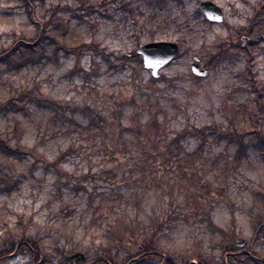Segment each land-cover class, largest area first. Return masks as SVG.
Returning a JSON list of instances; mask_svg holds the SVG:
<instances>
[{"label":"rangeland","instance_id":"obj_1","mask_svg":"<svg viewBox=\"0 0 264 264\" xmlns=\"http://www.w3.org/2000/svg\"><path fill=\"white\" fill-rule=\"evenodd\" d=\"M88 1L96 8H80V0H46L43 6L36 0L39 23L58 3L75 7L55 17L52 33L64 45L88 44L79 55L38 37L21 0H0V52L24 42L0 62V103L22 89L42 95L40 101L15 99L17 110L0 106L3 138L35 150L7 153L0 142V240L10 229L28 232L45 237L40 240L48 253L37 264H59L75 253L51 255L65 242L89 249L84 261L94 264L95 251L109 244L116 245L117 258L126 257L143 241L144 227L150 236L156 231L160 254L177 263L196 249L209 264H222L219 227L237 235L239 253L252 247L264 256V232L254 239L256 218L264 213V158L257 142L246 137L247 150L238 159V145L227 140L210 137L200 146L199 137L187 135L173 141L182 130L215 122L239 130L251 126L254 103L246 76L251 64L264 82V40L249 48L234 42L247 31L257 0H234L230 27L193 17L188 29L183 23L192 15L191 1L185 14L150 6L126 14L113 5L99 9L102 0ZM253 26V34L264 33V21ZM153 36L185 37L186 43L157 79L141 58L123 57ZM194 53L209 68L207 76L192 72ZM48 97L58 104L48 106ZM88 106L93 115L83 110ZM59 158L60 173L46 165ZM123 222L138 226L139 241L129 230L120 241L115 228ZM29 263L16 253L0 262Z\"/></svg>","mask_w":264,"mask_h":264},{"label":"trees","instance_id":"obj_2","mask_svg":"<svg viewBox=\"0 0 264 264\" xmlns=\"http://www.w3.org/2000/svg\"><path fill=\"white\" fill-rule=\"evenodd\" d=\"M21 1L25 5L30 19L34 23H36L38 27V37L51 38L56 44L60 45L61 47H65L68 54L81 55L82 51L89 47V45L86 43L81 44L80 46H68L61 44L62 42L57 38L55 34L52 33L55 17L63 11L75 12V7L73 5L68 3L61 5L58 3L56 6L52 7L48 18L44 19V16L46 15L44 14L43 21L39 23L36 19L38 8L36 0ZM39 2L40 5L43 6L46 0H39ZM79 7L86 10H92V8H96L94 4H89L88 0H80ZM50 26L51 28H49ZM55 29L58 32V29ZM23 45L24 42L22 40H17L9 47L4 48L0 52V62L7 60ZM25 45H27L28 47L31 46V44L27 43H25ZM127 56L128 55H124V59L128 60ZM134 56L138 57V54L134 52L133 57ZM248 73L249 74L246 76L247 85L250 87L254 103V106L251 108L252 110L249 112V120L251 124L249 128H244L242 130H239L237 128L231 129V127L228 125L215 122L214 124L202 127L195 126L193 130H182L177 134L176 137H174L173 141L178 143L183 138H186L187 135L199 137L201 139L200 146H203L204 142H206V140L210 137H214L215 139L220 141L227 140L229 144L234 143L238 145L237 157L238 159H240L243 153H245L247 150L246 137H251L252 140H255L257 142L259 151L264 158V82L259 79L258 74L253 70L251 64L248 67ZM23 98H30L36 101H40L42 95L40 91L36 93V90L33 89H22L18 91L16 95L10 97L7 103H0V106L3 107L6 104L8 105V107H13V109L17 110L19 108L14 100ZM44 103H46L48 106H55L56 104H58V102L54 98L49 97L45 99ZM65 108H68L72 111H74L75 109H79L78 106L72 105L65 106ZM83 110L89 112L92 115L94 114V110L90 106L83 108ZM0 142L2 144V147L4 148V151H6L7 153H17L21 151L23 154L32 153L33 155H35V150L25 151L19 141H17L15 145H11L8 139L3 138L1 134ZM60 162L61 158L53 162H47L46 165L48 167L54 168V170H57L60 173V170H62L60 168ZM58 179L61 180L62 176L59 175ZM259 194L264 197L263 190L260 191ZM20 224H22V222H20ZM143 228V241L138 242L136 244V249L130 250L126 257L122 259L117 258L119 251L116 250V245L109 244L108 246L101 247L95 251V256L92 260L94 264H150L151 262H155L156 259H159L161 261V264H209L206 255L200 250L196 251V249H193L191 252H189L187 258L184 261L178 263L170 254H160V250H158L155 244L156 231H153V234L150 236L147 233H144ZM254 228V239H256V237H258L260 233L264 232V213H260L258 215ZM217 229L224 233V241L220 243L222 249V264H234L236 260H240L244 264L251 260H253L256 264H264V256L261 252L251 247L249 248L250 251L248 253H239L240 250L236 242L237 235L234 234V232L225 233V231L219 227H217ZM128 230L135 237V241H139V233L137 232L138 226L129 222H123L120 226L115 228L116 235L120 239V241L124 240V235ZM42 238H39V236L31 235L28 232H23L20 234L15 229L8 230L7 234H5L0 240V262L5 260L11 254L16 253L27 256L30 260L29 264H37V261L44 258L48 253L44 242L40 240ZM57 247V250L54 253H51V255L59 259L71 252L76 251H83L86 257H89L91 253L89 249L81 248L78 245H73L68 248L66 242L61 243V245L58 244ZM193 260H196V263H193Z\"/></svg>","mask_w":264,"mask_h":264},{"label":"flooded vegetation","instance_id":"obj_3","mask_svg":"<svg viewBox=\"0 0 264 264\" xmlns=\"http://www.w3.org/2000/svg\"><path fill=\"white\" fill-rule=\"evenodd\" d=\"M189 1L193 2L194 9L191 12L192 15L188 16L186 18V21L183 23L185 29H188L190 27L189 22L193 17L195 21L200 22L201 20L203 24H206L208 26L216 24H226L230 27L227 20L228 10L232 8L235 2L234 0H102V2L99 4V9L106 10L109 6L113 5L115 7H118V9L121 10L122 13L134 14L135 12L141 11L144 6L153 7L160 12L169 11L171 8L173 9L175 7L181 10L183 14H185L184 11ZM255 4H252L253 11L251 16L249 17V21L251 24H248L247 29H245L247 31L245 33H242L237 41L234 42L235 46H240L241 48H249L251 45L264 40V33L259 32L256 35L252 33L254 27L253 25L258 23L261 24L264 21V0H257V3ZM137 18H131L132 24L136 23ZM164 24H166V22H164ZM156 41L176 42L180 47V52L186 44L185 37H179L175 40H170L167 38L153 36L149 41L143 43L142 45ZM196 54L198 53H194L193 57ZM129 56H132V53H129ZM201 60L202 57L200 56V67L208 68L206 66H201Z\"/></svg>","mask_w":264,"mask_h":264},{"label":"water","instance_id":"obj_4","mask_svg":"<svg viewBox=\"0 0 264 264\" xmlns=\"http://www.w3.org/2000/svg\"><path fill=\"white\" fill-rule=\"evenodd\" d=\"M137 52L143 57L144 67L151 70L153 77L159 78L161 75V68L166 66L178 54L179 45L178 43L171 41H156L142 45L140 48H138ZM199 61L200 56L197 54L194 55V62L192 63L191 69L194 74L205 76L208 74L209 70L208 68H200ZM244 243L245 241L241 240L240 244L243 245ZM84 259V253L77 252L66 256L59 264H64L72 260L74 264H77Z\"/></svg>","mask_w":264,"mask_h":264}]
</instances>
